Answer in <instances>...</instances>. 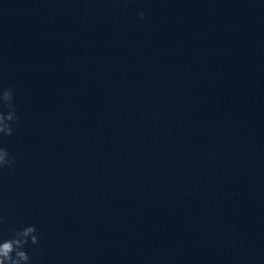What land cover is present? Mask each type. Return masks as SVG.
Instances as JSON below:
<instances>
[{
	"label": "clouds",
	"instance_id": "9594fccd",
	"mask_svg": "<svg viewBox=\"0 0 264 264\" xmlns=\"http://www.w3.org/2000/svg\"><path fill=\"white\" fill-rule=\"evenodd\" d=\"M140 16L143 18L144 13L141 12ZM11 163L12 161L9 159L3 160L0 158V166ZM35 233V226L29 225L17 230L11 238L0 240V264H27L30 257L24 250V245L28 243L29 238L32 244L39 242Z\"/></svg>",
	"mask_w": 264,
	"mask_h": 264
}]
</instances>
